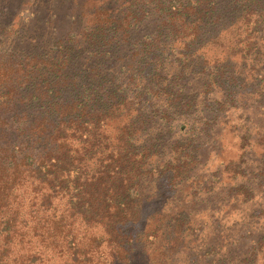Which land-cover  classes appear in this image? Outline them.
<instances>
[{
	"label": "rangeland",
	"instance_id": "rangeland-1",
	"mask_svg": "<svg viewBox=\"0 0 264 264\" xmlns=\"http://www.w3.org/2000/svg\"><path fill=\"white\" fill-rule=\"evenodd\" d=\"M205 1L198 38L189 47L169 43L170 47L154 48L137 64L142 75L134 81L136 87H128L126 81L130 82V66L136 65V41L157 25L153 4L143 10L138 4L136 11H146V16L132 27L129 44L107 52L80 37L93 11H119L121 0H0V59L44 58L54 45L66 43L67 55L77 56L73 62L78 74L70 79L81 82L70 84V98L87 87L81 76L91 68L116 75L115 84L123 81L124 99L98 112L97 125L84 137L77 136L73 125L68 129L61 124L50 139L51 147L61 137L68 140L59 158L64 155V162L73 166L76 162L70 157L83 155L78 163L83 177L82 173L99 172L103 159L116 157L120 150L122 166L108 163L107 170L119 167L113 176L119 181L136 175L141 196H157L151 210L158 209L163 217L153 222L174 215L183 224L180 214L186 208L187 226L179 228L182 233L184 227L183 241L180 235L167 253L178 250L171 257L179 264H186L188 243L214 264L227 252L232 262L227 258L226 264H264V0L248 5L239 0ZM94 51L96 55H90ZM156 59L163 69H156ZM154 74L161 77L157 84ZM145 88L168 91L178 103H170L168 96L162 102L154 91L145 102ZM123 127L130 139L121 146L117 141ZM102 134L107 138L105 153L102 146H88ZM164 166L167 174L160 177ZM139 216L132 220H141ZM143 258L140 264H161L157 256Z\"/></svg>",
	"mask_w": 264,
	"mask_h": 264
},
{
	"label": "trees",
	"instance_id": "trees-1",
	"mask_svg": "<svg viewBox=\"0 0 264 264\" xmlns=\"http://www.w3.org/2000/svg\"><path fill=\"white\" fill-rule=\"evenodd\" d=\"M239 1L243 5L259 2ZM121 2L119 11H93L80 38H84L87 45L106 48V51L112 46L129 44L132 27L146 16V11H136L138 4L140 10L153 4L157 25L136 41V65L130 66V82L126 81L128 87H136L134 81L142 75L137 64L152 54L154 48L170 47L169 43H184V47L193 44L201 33L207 5L205 0ZM65 44L57 43L44 58L0 59V264H140L143 256L146 259L157 256L155 259L161 264H179L177 257H171L178 250L167 253L170 245L175 244L180 235L181 240L184 236L186 208L181 209L180 214L183 224L178 217L173 218L174 215L167 216L163 222H153L152 218L163 217L158 209L151 210L157 196L142 197L136 189L139 180L136 175L120 181L113 178L119 172V167L113 166H122L120 150L116 157L113 154L103 159L105 164L113 165L108 169L111 171L104 164L97 169L99 172L82 173L81 177L82 167L78 163L84 156L70 157L76 162L73 166L64 162V155L59 158L62 147L68 142L65 137L51 147L50 139L61 124H66L68 129V124L73 125L77 136L84 137L88 129L97 125L98 120L94 118L98 112H106L112 106L105 109L109 103L117 105L124 99L125 92L121 79L115 84L116 75L100 73L99 68L94 67L89 72L91 77L89 73L81 76L87 87L70 98L68 95L74 89L70 84L81 86V82L75 81L78 73L74 70L73 58L77 57L76 53L67 55ZM165 55L166 52L162 56ZM158 61L156 59V69L161 66L157 65ZM91 64L93 66L94 61ZM153 76L157 84L161 77ZM74 77L75 80L70 79ZM95 84L96 87H92ZM148 90L145 88V102L151 101L155 89ZM164 93L156 90L154 96L162 102L170 97V103H178L173 101V94ZM126 131L127 128H120L117 142H121V146L129 142ZM62 132L61 129L56 135ZM99 136L91 141L95 143L89 141L88 146H102L105 153L106 135ZM166 169L164 166L162 170ZM162 170L160 177L167 174ZM136 214L141 217L137 222L132 220ZM151 222L153 231L146 237L145 230ZM180 226H184L182 233ZM187 247L186 264H214V259L207 254L203 257L189 243ZM227 258L231 263L227 252L220 255L216 264H226Z\"/></svg>",
	"mask_w": 264,
	"mask_h": 264
}]
</instances>
